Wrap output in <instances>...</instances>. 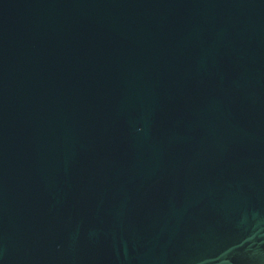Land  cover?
<instances>
[{
	"label": "water",
	"instance_id": "1",
	"mask_svg": "<svg viewBox=\"0 0 264 264\" xmlns=\"http://www.w3.org/2000/svg\"><path fill=\"white\" fill-rule=\"evenodd\" d=\"M0 264H264V0H0Z\"/></svg>",
	"mask_w": 264,
	"mask_h": 264
}]
</instances>
